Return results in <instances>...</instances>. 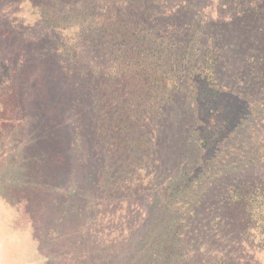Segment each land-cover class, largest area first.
<instances>
[{
	"label": "rangeland",
	"instance_id": "1",
	"mask_svg": "<svg viewBox=\"0 0 264 264\" xmlns=\"http://www.w3.org/2000/svg\"><path fill=\"white\" fill-rule=\"evenodd\" d=\"M73 1L53 28L40 0H0V89L33 94L0 109V264H264V0H154L136 41Z\"/></svg>",
	"mask_w": 264,
	"mask_h": 264
},
{
	"label": "trees",
	"instance_id": "2",
	"mask_svg": "<svg viewBox=\"0 0 264 264\" xmlns=\"http://www.w3.org/2000/svg\"><path fill=\"white\" fill-rule=\"evenodd\" d=\"M110 1H113V2L110 3ZM70 2L75 3L73 0H69V3ZM104 3L108 4L106 7L109 8V11L113 9V11L116 10L115 11L116 13H120L123 15V16L115 15L116 16L114 19L115 24L112 23L114 26L119 27L117 30L121 33L120 39L132 40V41L138 40V32L135 31L136 30L135 28L137 26L139 27L141 24H144V26L146 25L145 19L138 12L144 11L145 13L147 12V10L151 12L156 7L154 0H105ZM241 5H244V3H241ZM59 7H63V5L60 4V0H50V3L45 2V0H40V3L37 4V12H39V17L44 19L53 28L63 22H66L65 25H67L70 19H68L67 15H64V16L61 15L64 11L62 9H59ZM74 7H75L74 5L70 6L68 3L65 5V8L67 11H70ZM130 9L131 11L129 12ZM86 10L87 12L85 15H86V19H88V16L90 15V13L88 9ZM263 12L264 11L262 10V14L264 16ZM145 15H148V14L146 13ZM80 16L82 17V14L80 15L78 11H76V16L72 18V20H74L75 18L77 19V17H80ZM256 21H258V19ZM87 24L88 23L82 20V22L80 21V24L76 26L75 30H81L83 28L85 30H89L91 26H88ZM196 24L197 23L193 24V27L190 31V33H194V35H191L188 39L185 40V46L187 50L186 57L189 58L191 56L194 58L195 61L202 60L204 62V66H206L205 67L206 74H210L211 71H210L209 64L210 65L212 64L210 62L212 59L215 58L214 54L216 53V48L213 46L214 42L210 40H213L214 38L208 36L209 39L211 38L209 42L204 44L203 46H199L198 39H200V36L199 34L196 33L197 32ZM101 25L107 26L109 27V29H112L111 23L102 22ZM73 27H74L73 25H70V27H64V29H68V28L72 29ZM108 30H107V33H108ZM79 34L80 32H75L76 36H78ZM107 36L108 38L112 37L111 34H108ZM77 39L80 40L82 39V37L79 36ZM144 40H145V37H144ZM152 40L153 42L156 43L155 39H152ZM59 48L61 50V55L64 58H69V57L73 58V56L75 55V52H73V48L71 46V43H69L68 39L62 40L59 45ZM150 58H151L150 55L146 57L147 60H151ZM127 62H128V68H129L132 78L136 79L139 76L137 74H140V73L141 75H143V71H144L143 67L141 68V70H139L138 68H136L137 66L136 62H131V61H127ZM22 91H23V88H21L18 84L14 85L11 83L9 84V86L2 87L0 89V109L2 108L1 112L3 111L4 114H8V115L16 114V113L21 114L23 111L22 104L25 102L27 97H30L33 95L30 92H25L22 94ZM197 95H198L197 98H200L198 101V104H201V101L204 96L206 97L208 96L209 98H211L212 96L213 100H215L218 97V94L215 89H207L206 91L201 90V92H198ZM194 98H196V96H194ZM243 105L244 103L242 104L241 102L238 103V105L236 103V106H243ZM198 108H200L199 105H198ZM242 108L239 110H236L237 111L235 113L236 118H239L238 116H240V112L238 111L242 110ZM9 119L11 118H7V120ZM232 122L233 121H231L228 117H226V119L218 121V123H216L215 125V128L217 127L220 128L218 131L221 132L223 127H225L227 124H232ZM182 180H183L182 185H186L188 180L187 179H182Z\"/></svg>",
	"mask_w": 264,
	"mask_h": 264
}]
</instances>
